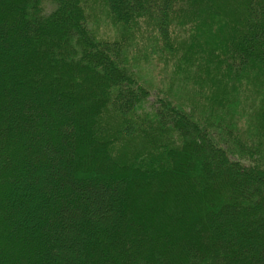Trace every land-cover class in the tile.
Wrapping results in <instances>:
<instances>
[{
  "label": "trees",
  "instance_id": "1",
  "mask_svg": "<svg viewBox=\"0 0 264 264\" xmlns=\"http://www.w3.org/2000/svg\"><path fill=\"white\" fill-rule=\"evenodd\" d=\"M244 164L264 0H0V264H264Z\"/></svg>",
  "mask_w": 264,
  "mask_h": 264
},
{
  "label": "rangeland",
  "instance_id": "2",
  "mask_svg": "<svg viewBox=\"0 0 264 264\" xmlns=\"http://www.w3.org/2000/svg\"><path fill=\"white\" fill-rule=\"evenodd\" d=\"M96 33L98 36L102 37H108L110 40H115L117 39V35L115 34L116 32L114 31L113 27L111 24L108 22L100 21L97 26H96ZM177 37L176 42H178V46L183 47L185 42H184V37L180 39V35L175 34ZM173 37V36H172ZM141 39L144 38L143 36L140 37ZM139 38V39H140ZM148 64L143 65V70L142 74L146 76L147 81H151L156 87L162 86V84H166L167 80L164 77V70L166 71L167 67L162 64H155L153 65L151 62H147ZM150 69V70H148ZM167 72V71H166ZM146 84V82H144ZM148 84V83H147ZM260 82L257 79H253L249 84L246 90H250L251 92H256L259 88ZM186 91V92H185ZM243 91V90H242ZM185 94H187V88H184ZM244 92V91H243ZM244 95L246 93H243ZM244 99V98H243ZM151 101V100H150ZM243 174L247 177L253 178L260 182L261 184L264 185V171L260 169L257 166H253L250 164H244L243 165Z\"/></svg>",
  "mask_w": 264,
  "mask_h": 264
}]
</instances>
